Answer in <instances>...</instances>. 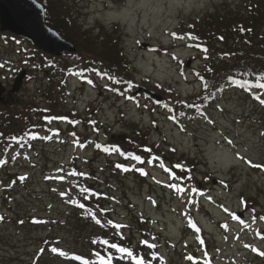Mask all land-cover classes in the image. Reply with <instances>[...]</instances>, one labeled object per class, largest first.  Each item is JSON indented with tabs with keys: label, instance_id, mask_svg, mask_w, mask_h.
Here are the masks:
<instances>
[{
	"label": "rangeland",
	"instance_id": "rangeland-1",
	"mask_svg": "<svg viewBox=\"0 0 264 264\" xmlns=\"http://www.w3.org/2000/svg\"><path fill=\"white\" fill-rule=\"evenodd\" d=\"M65 1L82 29L96 35L103 28L119 40L133 84L113 81L103 67L85 70L84 58L65 54L51 61L64 70L62 89L43 98L49 74L30 65L31 58L39 64L36 50L0 32V81L8 90L21 69L27 73L12 104L30 100L43 109L55 106V117L39 127L36 142L16 150L0 147V189L10 187L9 175L25 174L33 196L5 202L9 197L0 190V263L38 264L40 256L33 258L41 247L35 240L44 236V227L34 228L27 247L23 229L30 228L9 217L32 212L65 217L66 197L58 194L65 182L49 174L70 169L87 174L103 190L107 214L114 219L125 226L137 215L146 220L164 264H259L264 259V92L230 86L208 108L180 114L177 105L198 95L197 73L215 55L196 50L189 23L240 0ZM182 23L186 29H180ZM142 43L149 48L142 49ZM137 85L165 95L163 102L134 96ZM138 132L159 155L144 160L137 174L125 162L118 165L122 174H114L107 158L93 153L95 141L103 144L106 136L123 141ZM165 162L192 179L175 176ZM56 235L58 242L63 239Z\"/></svg>",
	"mask_w": 264,
	"mask_h": 264
},
{
	"label": "trees",
	"instance_id": "trees-1",
	"mask_svg": "<svg viewBox=\"0 0 264 264\" xmlns=\"http://www.w3.org/2000/svg\"><path fill=\"white\" fill-rule=\"evenodd\" d=\"M41 2L44 5L46 25L72 43L76 53L86 60L88 67L102 66L113 81L123 85L133 84V77L129 74L131 63L119 48V40L112 38L111 32L106 33L100 28L95 35L93 29H82L65 0ZM186 27L185 23L180 24V29ZM187 31L192 34L197 51L205 55L215 54L197 73L201 92L191 98V105L208 107L213 100V90L223 91L230 86L248 93L250 90L264 92V87L259 86L264 85V0H240L235 6L224 3L214 13L190 22ZM36 53L39 64H35L31 58L30 65L43 70L45 75L49 74L47 84L41 90L42 97L49 99L62 89L64 70L51 62L54 60L52 57ZM48 62V67L43 66ZM55 82L58 83L53 92ZM179 105L183 111L190 109V105L181 102ZM54 108L53 104L43 109L30 100L0 104V147L16 150L36 142L39 127L47 124L48 118L55 117ZM95 125L96 122L92 123V126ZM94 128L98 130L97 126ZM137 135L123 141L106 136L108 140L105 143H93V153L107 158L113 166L114 174H122L118 165L124 162L130 163V172L137 174L142 169L141 166H145L144 160H154L159 155L156 146L147 145L145 134L138 132ZM106 148L108 151H105ZM113 148H118L119 151H112ZM133 156L140 157V160L133 159ZM176 166L178 165L173 164L174 169H171L175 176L187 174L183 168ZM49 175L51 179L65 182L66 188L58 192L59 197H66L63 204L69 211H66L65 217H57V214L50 212L46 216H38L32 212L24 218H19L15 213L9 217L18 225L30 228L31 231L23 229L24 235L29 237V240L24 239L27 247L32 244L30 240L34 228L37 230L38 227H44V236L35 240L38 248H41L36 250L34 261L40 256L38 264H55L58 260L70 264H164L156 246L157 238L151 240V237L153 239L156 236L151 233L152 229L146 224V220H141L140 215L134 216L132 226H125L122 221L107 214L105 207L109 204L104 201V192L91 184L87 174L57 169ZM187 178L189 179L185 180H191V174ZM7 182L10 187L0 189L9 197L3 201L15 202L26 196L33 197L25 174H11L7 177ZM0 218L3 219V216ZM21 228H18L17 233ZM57 230L60 232H56ZM56 234L62 235L60 243L56 240ZM259 264H264V259Z\"/></svg>",
	"mask_w": 264,
	"mask_h": 264
},
{
	"label": "water",
	"instance_id": "water-1",
	"mask_svg": "<svg viewBox=\"0 0 264 264\" xmlns=\"http://www.w3.org/2000/svg\"><path fill=\"white\" fill-rule=\"evenodd\" d=\"M0 32H8L18 38L28 41L36 50L53 57L64 53H73L75 48L62 39L56 31L45 24L43 6L36 0H0ZM147 49V44H141ZM190 62L186 64L189 67ZM26 71L21 70L13 80L10 94H17ZM5 88L0 82V103H4ZM135 95H145L155 103L161 102V97L154 92L139 86Z\"/></svg>",
	"mask_w": 264,
	"mask_h": 264
},
{
	"label": "snow or ice",
	"instance_id": "snow-or-ice-1",
	"mask_svg": "<svg viewBox=\"0 0 264 264\" xmlns=\"http://www.w3.org/2000/svg\"><path fill=\"white\" fill-rule=\"evenodd\" d=\"M89 83H91V81H89ZM259 86L260 87H264V85H259ZM262 103H264V101H262ZM97 147H99V145H97ZM105 151H108V149L106 148ZM112 151H119V149L118 148H113ZM128 155H131V154H128ZM132 158L136 159L138 161L140 160V157H137V156H133ZM161 166L163 167V165H161ZM142 174H143V172H142ZM85 191H87V190H85ZM81 207H83V206L81 205ZM262 219H264V218H262ZM193 227H195V226L193 225ZM112 247H116V245H112ZM120 251L123 252V251H125V249H120ZM262 255H264V253H262Z\"/></svg>",
	"mask_w": 264,
	"mask_h": 264
},
{
	"label": "flooded vegetation",
	"instance_id": "flooded-vegetation-1",
	"mask_svg": "<svg viewBox=\"0 0 264 264\" xmlns=\"http://www.w3.org/2000/svg\"><path fill=\"white\" fill-rule=\"evenodd\" d=\"M214 92H217V90H214Z\"/></svg>",
	"mask_w": 264,
	"mask_h": 264
}]
</instances>
